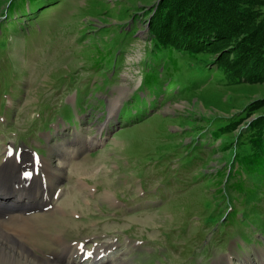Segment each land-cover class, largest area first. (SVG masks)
I'll use <instances>...</instances> for the list:
<instances>
[{
	"label": "rangeland",
	"instance_id": "obj_1",
	"mask_svg": "<svg viewBox=\"0 0 264 264\" xmlns=\"http://www.w3.org/2000/svg\"><path fill=\"white\" fill-rule=\"evenodd\" d=\"M159 1L0 0V173L46 163L62 175H50L51 208L38 212L64 215L49 225L61 242L39 246L40 259L264 264V174L243 178L246 196L232 174L249 152L248 123L264 116L262 106L246 117L264 75L230 76L217 47L158 45L149 21ZM77 244L96 248L94 260L82 262L80 246L61 258Z\"/></svg>",
	"mask_w": 264,
	"mask_h": 264
},
{
	"label": "trees",
	"instance_id": "obj_2",
	"mask_svg": "<svg viewBox=\"0 0 264 264\" xmlns=\"http://www.w3.org/2000/svg\"><path fill=\"white\" fill-rule=\"evenodd\" d=\"M149 28L155 42L172 52L198 54L219 48L218 65L230 76L242 78L244 70L245 77L264 75V0H160ZM231 38H237L235 48L225 51ZM168 58H173L170 52ZM262 106L264 99L252 101L246 117ZM241 120L226 124L214 136L229 133ZM246 132L249 152L236 155L232 173L238 178L234 190L245 196L254 190L243 185V178L264 174V116L248 123Z\"/></svg>",
	"mask_w": 264,
	"mask_h": 264
},
{
	"label": "bare ground",
	"instance_id": "obj_3",
	"mask_svg": "<svg viewBox=\"0 0 264 264\" xmlns=\"http://www.w3.org/2000/svg\"><path fill=\"white\" fill-rule=\"evenodd\" d=\"M35 170H37L35 167L30 170L19 169L18 171H14L16 176L13 172L8 173L7 170L0 173V264H58V261L56 262V256L52 257V255H47L46 259H40L36 256L34 251L41 250V247L47 246L46 241L48 239L51 240V243H53L52 241L58 244L61 242L60 234L57 233H62V231L60 229H57V231L50 230L51 227L49 225L53 223V220H55L54 227H58L60 224L65 223L66 219L64 215L58 216L49 214L44 216V214L38 213L37 211L41 208L44 209V207L50 204L48 196L53 186L50 175H55L59 178H61L62 175L60 172L57 174L54 173L49 164L46 163H43L41 172L37 175H35ZM78 172L80 174L82 171ZM29 173L32 174V179L30 180L31 183L27 184L26 180H23L22 175ZM42 176L46 178L47 186H44L42 182H40ZM80 176L83 175H79L77 180ZM6 181H10L11 188L5 185ZM79 183H81V181L77 182V184ZM20 184L23 186L19 187ZM43 192H46V194ZM104 197L111 202L108 194H105ZM18 210L19 212H16ZM53 211L52 209L49 212L53 213ZM56 212L58 213V211ZM42 225H47L48 228L44 230L46 228L44 227L38 230ZM40 231L46 235V237L43 235L45 238L41 236L42 233ZM78 249L79 247L76 249L63 248L61 258H67L71 254L76 253Z\"/></svg>",
	"mask_w": 264,
	"mask_h": 264
}]
</instances>
